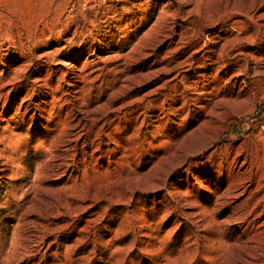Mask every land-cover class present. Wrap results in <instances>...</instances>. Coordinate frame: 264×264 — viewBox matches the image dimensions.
<instances>
[{
    "label": "rangeland",
    "instance_id": "rangeland-1",
    "mask_svg": "<svg viewBox=\"0 0 264 264\" xmlns=\"http://www.w3.org/2000/svg\"><path fill=\"white\" fill-rule=\"evenodd\" d=\"M0 264H264V0H0Z\"/></svg>",
    "mask_w": 264,
    "mask_h": 264
}]
</instances>
